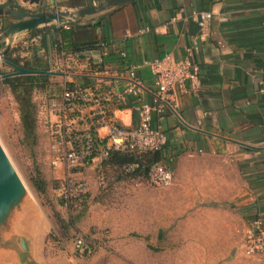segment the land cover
I'll return each mask as SVG.
<instances>
[{
	"label": "crops",
	"instance_id": "1",
	"mask_svg": "<svg viewBox=\"0 0 264 264\" xmlns=\"http://www.w3.org/2000/svg\"><path fill=\"white\" fill-rule=\"evenodd\" d=\"M42 1L49 8L73 10L104 0ZM201 11L212 13L202 27L197 23ZM95 22H99L97 37L104 43V82L116 89L127 83L126 75L117 74L122 68L119 52L125 51L129 62L139 64L137 75L144 91L139 98L115 101L112 107L125 127L138 123L134 104L152 103L156 93L154 74L143 62L164 55L182 59L192 41L198 40L193 58L200 68V88L181 96L177 107L167 108L162 117L155 115L153 124L167 136L162 155L171 162L173 179L179 174L182 178L173 185L194 207L186 219L197 221L198 250L209 252L217 242L227 250L232 236L240 240L243 255L244 228L256 216L264 224V0H134ZM68 73L72 81L84 84L99 79ZM193 158L206 164L184 167ZM94 167L88 169L95 173ZM189 173L202 174L193 203L192 182L184 176ZM83 174L91 182L90 175Z\"/></svg>",
	"mask_w": 264,
	"mask_h": 264
},
{
	"label": "rangeland",
	"instance_id": "2",
	"mask_svg": "<svg viewBox=\"0 0 264 264\" xmlns=\"http://www.w3.org/2000/svg\"><path fill=\"white\" fill-rule=\"evenodd\" d=\"M6 0H0V4ZM27 11L48 9V5H30L18 0ZM41 10V11H42ZM10 18H5V29ZM3 21V19H1ZM14 55L27 56L30 47L39 48L38 38L21 34L11 48ZM39 50V53L42 51ZM50 74L46 89H33L31 99L36 107V138L23 135L19 106L11 91L3 82V75L15 71L5 63L0 52V142L8 154L30 199L28 218L31 244L36 249L38 264H264V256L247 257L241 254L240 240L228 238L227 250L217 242L209 252L199 251L195 224L187 221L194 207L188 205V196L171 185L159 188L147 183L112 182L99 185L92 166L82 168L88 191L79 205L65 208L61 205L55 186L69 170L55 168L51 164V130L55 120L52 100L59 101L64 72L84 74L85 59L58 58L54 48L49 54ZM59 61L60 74L56 62ZM53 90V91H52ZM51 91V92H50ZM83 121L75 126L83 129ZM212 164V162H209ZM206 163L197 158L186 161L184 167L202 168ZM39 170L46 180L45 192L38 191L31 178ZM87 172L91 182L87 180ZM190 201L197 199L195 190L200 173H189ZM183 176V177H184ZM187 178V177H186ZM179 174L175 181L181 180ZM194 228L190 229V225ZM28 226V224H27ZM82 238L90 246V253L76 248V240ZM243 241V238L242 240ZM4 263L10 256H0ZM26 260L23 257L22 262ZM32 264V263H30Z\"/></svg>",
	"mask_w": 264,
	"mask_h": 264
},
{
	"label": "built area",
	"instance_id": "3",
	"mask_svg": "<svg viewBox=\"0 0 264 264\" xmlns=\"http://www.w3.org/2000/svg\"><path fill=\"white\" fill-rule=\"evenodd\" d=\"M41 5H46L44 1ZM212 18V13L201 11L197 14L200 27ZM198 49L195 38L187 50V55L173 60L169 55L145 61L154 74L156 93L152 103L138 101L133 109L138 116V123L132 127L119 124L112 113L115 101L123 102L128 97L139 98L144 91V84L137 75L139 64L127 60L125 51L119 52L117 70L119 76L126 75L127 83L122 89L104 82L101 77L106 72L104 57L88 52L85 67L92 62L103 63L104 70L88 75L99 78L93 84L72 81L71 74L62 73V92L59 101L52 100L55 107V120L51 130V164L55 168L63 167L66 174L59 176L55 187L62 206L71 208L82 203L88 191L85 178L77 177L80 170L95 166L96 180L99 185L105 183V173L101 162L113 152L162 151L167 143L166 134L153 124L155 115L162 117L167 108L175 109L178 99L200 88V68L194 60ZM64 65V62L62 63ZM60 74V62H56ZM53 74V70L51 68ZM78 118L83 121V129H77ZM105 129L103 134L100 129ZM136 164L124 166L125 172H133ZM173 181V167L169 160L163 159L153 164L145 179H136L135 185L147 183L154 187L164 188ZM80 252L90 253L91 249L82 239L76 240ZM242 253L247 257L264 256V224L260 216L250 220L243 231Z\"/></svg>",
	"mask_w": 264,
	"mask_h": 264
},
{
	"label": "trees",
	"instance_id": "4",
	"mask_svg": "<svg viewBox=\"0 0 264 264\" xmlns=\"http://www.w3.org/2000/svg\"><path fill=\"white\" fill-rule=\"evenodd\" d=\"M0 6L25 10L18 0H6ZM4 21H1L0 18V29L4 28ZM98 23L95 22L82 27H60L56 29L54 34L48 27L36 28L31 30L29 35L31 38H38L39 48L30 47L27 50V56L24 57L15 56V48L13 47L3 52L4 60L33 72L7 76L2 79V82L11 89L17 100L21 127L26 138H36V107L31 99V94L33 89H46L47 87L50 74L39 72L50 70L49 54L51 48H54L56 56L62 58L63 61L68 59L69 56H73L75 59H85L86 54L92 51H99L103 57L104 43L103 40L98 39L96 34ZM38 49L42 53H39ZM104 69L103 63L94 64L92 62L86 67L85 73L101 72ZM60 92H62V87ZM52 94L53 97H58L54 92ZM163 159L162 151L113 152L106 160L101 162V166L105 173V182L108 177L112 182H133L136 179H145L150 167ZM131 164L137 165L135 170L131 173L125 172L124 166ZM31 181L38 191L45 192L47 182L39 170H35Z\"/></svg>",
	"mask_w": 264,
	"mask_h": 264
},
{
	"label": "water",
	"instance_id": "5",
	"mask_svg": "<svg viewBox=\"0 0 264 264\" xmlns=\"http://www.w3.org/2000/svg\"><path fill=\"white\" fill-rule=\"evenodd\" d=\"M30 5L40 4L41 0H22ZM134 0H104L78 9L48 8L42 11L17 10L0 6V17L10 18L5 29L0 33V52L11 48L18 37L33 29L48 27L54 34L57 28L82 27L118 11ZM5 63L15 71L2 77L30 74L7 60ZM52 74L51 71L39 72ZM30 209V199L24 183L18 176L8 154L0 142V256L11 257V261L0 264H38L36 249L31 244L28 232V218L25 217ZM28 224V226H27ZM26 260L22 262L23 257Z\"/></svg>",
	"mask_w": 264,
	"mask_h": 264
},
{
	"label": "flooded vegetation",
	"instance_id": "6",
	"mask_svg": "<svg viewBox=\"0 0 264 264\" xmlns=\"http://www.w3.org/2000/svg\"><path fill=\"white\" fill-rule=\"evenodd\" d=\"M1 19H3V20H5V18H3V17H0Z\"/></svg>",
	"mask_w": 264,
	"mask_h": 264
}]
</instances>
